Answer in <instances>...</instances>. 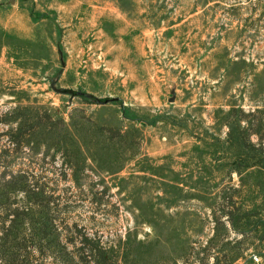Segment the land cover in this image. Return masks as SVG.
Masks as SVG:
<instances>
[{
  "label": "rangeland",
  "instance_id": "374dc122",
  "mask_svg": "<svg viewBox=\"0 0 264 264\" xmlns=\"http://www.w3.org/2000/svg\"><path fill=\"white\" fill-rule=\"evenodd\" d=\"M0 264H264V0H0Z\"/></svg>",
  "mask_w": 264,
  "mask_h": 264
},
{
  "label": "trees",
  "instance_id": "16d2710c",
  "mask_svg": "<svg viewBox=\"0 0 264 264\" xmlns=\"http://www.w3.org/2000/svg\"><path fill=\"white\" fill-rule=\"evenodd\" d=\"M19 130H20V127L17 128V131H19ZM21 134H22V133H19V134H17V137H14V138L16 139V144H17V145H19L20 142H22V139L19 138V135H21ZM11 177H12V176L9 177V178H10V179H8L9 181L12 180ZM14 177H15V176H14ZM13 220H15V219H13Z\"/></svg>",
  "mask_w": 264,
  "mask_h": 264
},
{
  "label": "water",
  "instance_id": "95a60500",
  "mask_svg": "<svg viewBox=\"0 0 264 264\" xmlns=\"http://www.w3.org/2000/svg\"><path fill=\"white\" fill-rule=\"evenodd\" d=\"M62 92H64V93L70 92L72 95H74L76 93L75 90H71V89H63Z\"/></svg>",
  "mask_w": 264,
  "mask_h": 264
},
{
  "label": "built area",
  "instance_id": "2783aa9c",
  "mask_svg": "<svg viewBox=\"0 0 264 264\" xmlns=\"http://www.w3.org/2000/svg\"><path fill=\"white\" fill-rule=\"evenodd\" d=\"M254 259L257 261L259 258L257 256H255Z\"/></svg>",
  "mask_w": 264,
  "mask_h": 264
}]
</instances>
